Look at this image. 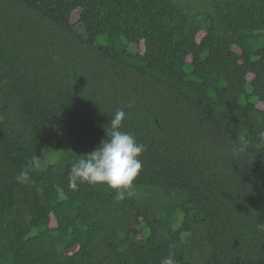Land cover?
<instances>
[{"label":"trees","instance_id":"1","mask_svg":"<svg viewBox=\"0 0 264 264\" xmlns=\"http://www.w3.org/2000/svg\"><path fill=\"white\" fill-rule=\"evenodd\" d=\"M118 109L146 146L121 202L69 186ZM261 131L264 0H0V264H264Z\"/></svg>","mask_w":264,"mask_h":264},{"label":"clouds","instance_id":"2","mask_svg":"<svg viewBox=\"0 0 264 264\" xmlns=\"http://www.w3.org/2000/svg\"><path fill=\"white\" fill-rule=\"evenodd\" d=\"M126 113L123 109H118L110 121V129L107 137L101 141L100 145L92 152L83 155L76 161L72 168L74 175L70 178L69 186L75 190L77 181L88 182L90 184H104L114 190V199L121 202L127 196H131V188L134 179L138 176L142 161L141 154L146 150L143 143L137 142L136 138L129 132L121 131V125ZM250 142L245 140L239 144L236 151L246 152ZM253 147L264 150V131H261ZM32 165L23 168L16 176L19 183L31 182L30 171ZM258 230L264 231V223L258 226ZM160 264H177L174 254L161 259Z\"/></svg>","mask_w":264,"mask_h":264},{"label":"rangeland","instance_id":"3","mask_svg":"<svg viewBox=\"0 0 264 264\" xmlns=\"http://www.w3.org/2000/svg\"><path fill=\"white\" fill-rule=\"evenodd\" d=\"M75 19V16L73 17ZM64 150H69L77 155H82L88 151L82 143L76 142L75 140H69L62 145L61 149L54 150L45 153L44 155L36 159V165L38 168L43 169L48 164L54 163L60 156V153Z\"/></svg>","mask_w":264,"mask_h":264}]
</instances>
